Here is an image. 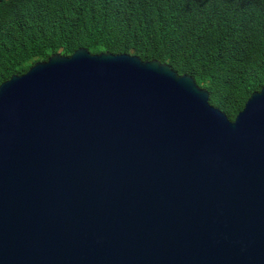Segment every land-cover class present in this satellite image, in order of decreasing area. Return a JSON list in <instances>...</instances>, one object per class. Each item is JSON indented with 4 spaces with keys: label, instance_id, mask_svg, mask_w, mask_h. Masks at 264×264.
<instances>
[{
    "label": "water",
    "instance_id": "95a60500",
    "mask_svg": "<svg viewBox=\"0 0 264 264\" xmlns=\"http://www.w3.org/2000/svg\"><path fill=\"white\" fill-rule=\"evenodd\" d=\"M0 264H264V87L231 120L192 75L85 47L4 81Z\"/></svg>",
    "mask_w": 264,
    "mask_h": 264
},
{
    "label": "trees",
    "instance_id": "16d2710c",
    "mask_svg": "<svg viewBox=\"0 0 264 264\" xmlns=\"http://www.w3.org/2000/svg\"><path fill=\"white\" fill-rule=\"evenodd\" d=\"M81 47L167 63L234 120L264 87V0H0V85Z\"/></svg>",
    "mask_w": 264,
    "mask_h": 264
}]
</instances>
